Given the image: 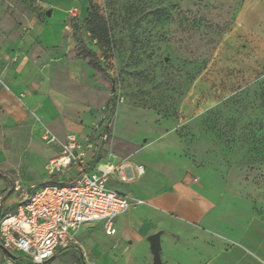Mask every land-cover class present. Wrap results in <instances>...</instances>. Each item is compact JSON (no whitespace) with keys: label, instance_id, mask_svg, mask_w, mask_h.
<instances>
[{"label":"rangeland","instance_id":"obj_1","mask_svg":"<svg viewBox=\"0 0 264 264\" xmlns=\"http://www.w3.org/2000/svg\"><path fill=\"white\" fill-rule=\"evenodd\" d=\"M92 3L87 20L89 0H0V198L49 176L45 127L148 166L108 183L132 197L116 235L83 229L48 264H153L156 214L133 208L155 178L236 187L264 219V0ZM0 264L16 262L0 248Z\"/></svg>","mask_w":264,"mask_h":264},{"label":"built area","instance_id":"obj_2","mask_svg":"<svg viewBox=\"0 0 264 264\" xmlns=\"http://www.w3.org/2000/svg\"><path fill=\"white\" fill-rule=\"evenodd\" d=\"M43 138L59 148L46 164L50 179L30 186L18 179L12 189L16 200L6 204L0 198V244L21 257L16 264H44L78 246V232L89 224L102 223L105 232L114 235L115 219L133 204L132 197L110 188L108 180L115 176L132 182L146 171L143 164L128 159L98 163L90 171L77 134L61 138L45 127Z\"/></svg>","mask_w":264,"mask_h":264},{"label":"crops","instance_id":"obj_3","mask_svg":"<svg viewBox=\"0 0 264 264\" xmlns=\"http://www.w3.org/2000/svg\"><path fill=\"white\" fill-rule=\"evenodd\" d=\"M5 56L6 53L0 49V58ZM8 75L9 72L0 66V78H2L0 82L7 79ZM3 93L6 95V92ZM68 132L61 138H64ZM49 150L51 153L49 160L59 152L56 145H49ZM85 160L88 170L95 171L98 163L108 161L116 163L126 159H95L93 154L87 155L85 152ZM147 167L145 165L146 171ZM146 171L143 175H146ZM151 171L155 176L164 177L157 173L158 171L153 169ZM72 173L71 171L66 177H71ZM139 178L141 177L139 176L132 182ZM49 179L48 176L33 184H41ZM111 180L118 183H129L122 182L115 176H111L108 183ZM165 180L171 183L158 182L155 178L146 181L144 185L141 184L137 191L142 193L136 196L143 203L138 208H133L136 210L141 205H145L148 207L146 211H153L156 214V223L153 229L148 231V235L163 231L161 236L162 259L164 256L165 263L264 264V219L256 213L252 202L240 190L228 184L210 187L201 184V179L198 177L190 179L188 183L185 180L177 183L166 178ZM21 182L25 186L32 185L22 180ZM114 190L125 194L117 189ZM15 200L16 194L13 192L9 193L8 198L5 197L6 204H11ZM95 226H101V223L86 225L80 231ZM80 231L78 232L79 244ZM117 233L118 230L114 235Z\"/></svg>","mask_w":264,"mask_h":264},{"label":"water","instance_id":"obj_4","mask_svg":"<svg viewBox=\"0 0 264 264\" xmlns=\"http://www.w3.org/2000/svg\"><path fill=\"white\" fill-rule=\"evenodd\" d=\"M48 15H51V10H48L47 12ZM163 231H158L153 234H149L146 236V241L150 245V249L153 255V264H167L163 261L162 259V241H161V236H162ZM0 248L14 261H20L21 257L10 252L8 249H6L4 246L0 244ZM56 256H53L49 259H47L44 264L50 263Z\"/></svg>","mask_w":264,"mask_h":264},{"label":"trees","instance_id":"obj_5","mask_svg":"<svg viewBox=\"0 0 264 264\" xmlns=\"http://www.w3.org/2000/svg\"><path fill=\"white\" fill-rule=\"evenodd\" d=\"M89 4H90V13H89V16L87 17V20H90V18H91L92 15H93V10H92V8H93V3H92V0H89ZM95 32L98 33V31H95ZM98 35H99L100 37L103 38V36H101V32H99ZM95 39L99 40L98 37H95Z\"/></svg>","mask_w":264,"mask_h":264}]
</instances>
